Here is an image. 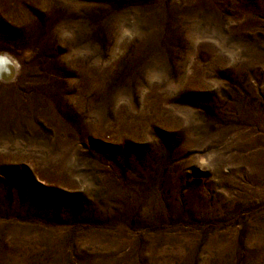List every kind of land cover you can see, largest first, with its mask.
<instances>
[{
    "label": "rangeland",
    "instance_id": "rangeland-1",
    "mask_svg": "<svg viewBox=\"0 0 264 264\" xmlns=\"http://www.w3.org/2000/svg\"><path fill=\"white\" fill-rule=\"evenodd\" d=\"M0 264H264V0H0Z\"/></svg>",
    "mask_w": 264,
    "mask_h": 264
},
{
    "label": "bare ground",
    "instance_id": "bare-ground-1",
    "mask_svg": "<svg viewBox=\"0 0 264 264\" xmlns=\"http://www.w3.org/2000/svg\"><path fill=\"white\" fill-rule=\"evenodd\" d=\"M5 68L4 71H2V73H0V76L3 78H7L13 71V67L11 66V64L7 61H5Z\"/></svg>",
    "mask_w": 264,
    "mask_h": 264
}]
</instances>
